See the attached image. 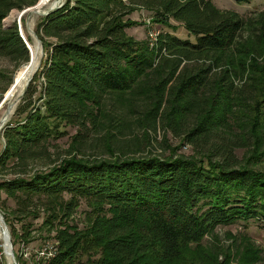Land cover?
<instances>
[{"label": "trees", "instance_id": "1", "mask_svg": "<svg viewBox=\"0 0 264 264\" xmlns=\"http://www.w3.org/2000/svg\"><path fill=\"white\" fill-rule=\"evenodd\" d=\"M39 1L0 0V56L17 68L30 49L19 24L4 20ZM139 9L188 37L137 40L127 29L139 25L130 17ZM248 21L212 0H66L44 16L36 32L46 59L2 129L0 195L15 207L0 208L13 244L34 237L32 223L19 231L14 217H44L56 252L41 263L230 264L229 248L204 247L205 237L264 220V12ZM158 123L182 141L164 137L169 155L143 154ZM68 127L77 133L56 160ZM186 143L193 154L178 152ZM246 144L240 160L234 150ZM82 201L80 229L70 219ZM260 250L247 248L242 263L259 262Z\"/></svg>", "mask_w": 264, "mask_h": 264}, {"label": "rangeland", "instance_id": "2", "mask_svg": "<svg viewBox=\"0 0 264 264\" xmlns=\"http://www.w3.org/2000/svg\"><path fill=\"white\" fill-rule=\"evenodd\" d=\"M55 1L57 0H52L51 2L55 3ZM58 1H63V0H58ZM212 1L220 9H227V10L237 12L238 14H240L242 17L245 18V21L247 23L249 22L248 18L256 17L261 12H264V0H212ZM54 3H52V5ZM35 9H39V8L29 7V8L24 9L28 11L25 13L23 18L20 20V24H19L21 25L22 32L25 35V37L31 38L30 44L33 48V52L35 51V41H34L35 38L31 31V28L33 29L34 33H37L36 32L37 25L42 21L44 17V15L42 14H36L34 12ZM41 9L44 10L46 8H41ZM24 10H21V11L17 9L12 10L10 14L5 18L4 22L6 23V19L8 20L11 17H13V19L14 18L18 19V16ZM151 16H152V13L147 10L139 9L135 11L134 13L130 15V17L132 20L137 21L139 25H136L134 27L127 29V32L130 35L134 36L137 40L150 41L151 45L155 43L156 37L162 31H171L172 33H175L176 35L180 37H184V38L188 37L187 31L182 26H180L179 29L176 32H174L172 29L161 26L158 23L152 21ZM14 23L15 22H11V25ZM173 23L177 24L176 22H173ZM245 35H248V33H245ZM36 36L39 40L40 37L38 35ZM45 59H46V52L44 51L42 59H41V64H42V61H44ZM29 63L27 65H24L23 67L20 66L21 68L19 67L20 68L19 69L16 67L15 61L7 57L0 56V69L3 70V72L6 74L5 77L0 78V95L3 94L4 95L3 100L5 99L4 102H2L3 100L0 102V122L14 94V89L16 87L17 78L25 71ZM11 76H12V81L10 80ZM37 85H38V89L40 90V86H41L40 82ZM21 100L19 101L15 109L13 110L14 112L8 118L6 123H8L13 118L14 113L18 105L20 104ZM67 130L69 132L68 135L54 142L55 145H58L57 148L56 147L52 148V152L54 150L58 152V154L55 157L56 160L58 159L59 154H65L66 151L70 148L73 135L77 133L76 127H68ZM236 130H239V129L236 128ZM143 132L144 131L142 128H138L136 131V134L140 135L141 137L143 135ZM150 134L152 135L151 143H149L148 145L149 147L145 149V152L143 154L153 152V153H158L161 156H167L169 155L170 150L166 146V144L163 143L164 137L168 139V143L171 144L172 146H177L182 141V137L175 134L173 130H166L162 126L161 123H158L157 130L156 131L151 130ZM3 148H4V137L2 135V130H0V153L2 152ZM248 148H249V145L247 144L242 145L241 147H237L234 150V153L237 156V158L241 160L247 154ZM194 151L195 150L192 144L186 143L185 145L181 147V149L178 152L186 154V155H191L194 153ZM87 154L92 155L90 159L100 158L102 156L108 157V154H103L100 156V154L94 150L87 151ZM40 165L41 166H39V168H42V169L47 168L46 165H43L41 163ZM11 176L12 175H7V177H11ZM1 178H3V175L0 173V179ZM0 201H6L7 205L11 209L15 207V201L11 198H8L4 192H1ZM87 210H88L87 204L84 201H82L81 205L75 210L72 218L70 219L72 222L77 224L80 229L83 228L87 224V221H88ZM0 214L4 215L1 208H0ZM21 219L19 217L13 218L16 228L19 231H21L24 223L31 222L32 223L31 224L32 225V228H31L32 236L34 237L32 238V241H30L29 243H26L25 241H20V242L17 241L15 245L13 244L15 255L17 251H19V253L23 255L25 254V258L27 259L28 264H46L47 262L41 263L38 260L40 256L39 252L41 250H45L47 252H52L53 255L55 254L56 252V249H55L56 240L54 239L55 232L54 231L48 232L46 230H41V225H42L44 217H40L37 219L27 217V218H23L24 221ZM215 233L219 237L218 240L214 239V237L211 235L206 236L205 239L202 241V245H204V247L207 245L212 246L213 244L215 243L219 244L220 242L221 245L228 247L230 250V253H227V254H228L230 264H241L243 253L244 251H246L247 248H256L258 250H260L261 248L260 250L261 259L259 262H256L255 264H264V220H257L254 218H251L247 221L237 220L236 222L232 224L219 225L217 229L215 230ZM2 234H3V231H1V228H0V242H1L0 243V264H19L18 259H17V263H15L14 260H12L13 259L12 256L10 255L9 251L5 248L4 239H3ZM12 243H13V238H12ZM240 251H242L241 254H239ZM224 256H225L224 254H221L219 256V260H223Z\"/></svg>", "mask_w": 264, "mask_h": 264}, {"label": "bare ground", "instance_id": "3", "mask_svg": "<svg viewBox=\"0 0 264 264\" xmlns=\"http://www.w3.org/2000/svg\"><path fill=\"white\" fill-rule=\"evenodd\" d=\"M46 1L47 0H45V2ZM43 11H44L43 9H35L34 10V12L36 14H41V13H43ZM14 20H16V18L13 19V17H11V18L8 19L9 22H13ZM6 21H7V19H6ZM31 31H32V33L34 35V38H35V40H34L35 41V51H34V54H33V58L30 61L28 67L25 69V71L20 76H18L17 82H16V87L14 89V94H13V96L11 98V101H10V103L8 105V108H7L4 116L2 117V119L6 116L7 113H12L13 112V110L15 109V107L17 106L19 101L22 99L21 97H22V95L24 93V90L26 89L28 81L37 72V69H38V67L40 66V63H41V59H42V56H43V47H42V44H40V41L38 40V38L35 35V33H34L32 28H31ZM0 218H1V215H0ZM0 228H1V231H3L5 229L3 224H2V220L1 219H0ZM2 236H3V234H2ZM6 236H7V234H6ZM6 249L10 252L9 245H8V247Z\"/></svg>", "mask_w": 264, "mask_h": 264}, {"label": "water", "instance_id": "4", "mask_svg": "<svg viewBox=\"0 0 264 264\" xmlns=\"http://www.w3.org/2000/svg\"><path fill=\"white\" fill-rule=\"evenodd\" d=\"M57 7H51L47 10H45L43 13H41L42 15L46 16L48 15L51 11H53L54 9H56ZM28 10H24L19 16H18V19L14 20L13 22H17L18 24H20V20L23 18V16L25 15V13L27 12ZM5 21V20H4ZM19 30H20V34L21 36L23 37V39L25 40V42L27 43V46L29 47L30 49V56H31V59H32V50H31V47H30V43L28 42L27 38L24 36L23 32H22V28H21V25H19ZM37 35V33H35ZM40 41V44H43L41 39H39ZM43 46V45H42ZM43 53H44V50H43ZM41 64V63H40ZM39 69V67H38ZM37 69V70H38ZM33 78V77H32ZM32 78L28 81L27 83V86H26V89L24 90V93L23 95L25 94V92L27 91V88L30 84V82L32 81ZM22 95V97H23ZM21 97V98H22ZM5 100V99H4ZM4 100L2 102H4ZM14 112V111H13ZM12 112V113H13ZM12 113H7L6 116L1 120L0 122V130H2L4 128V126L6 125V121L8 120V118L11 116ZM1 215V220H2V224L4 226V230H3V239H4V245H5V248L8 247L9 245V248H10V255L12 256L13 260L15 263H17V258H16V255H15V252H14V248H13V243H12V234L10 232V229H9V226L6 222V219L4 217V215L0 214ZM7 234V236H6Z\"/></svg>", "mask_w": 264, "mask_h": 264}, {"label": "built area", "instance_id": "5", "mask_svg": "<svg viewBox=\"0 0 264 264\" xmlns=\"http://www.w3.org/2000/svg\"><path fill=\"white\" fill-rule=\"evenodd\" d=\"M52 0H47L46 2H45V0H40L39 2H38V4H36L35 6H33L32 8H34V7H36V8H39V9H41V8H46V9H44V11L45 10H47V9H49V8H51V7H60V6H62L64 3H65V1L66 0H63V1H55V4H53L52 5V3H54V2H51ZM50 4V5H49ZM48 5V6H47ZM47 6V7H46ZM43 11V12H44ZM39 254H40V257H43V258H48V257H50V256H53V253L52 252H47V251H45V250H41L40 252H39Z\"/></svg>", "mask_w": 264, "mask_h": 264}]
</instances>
